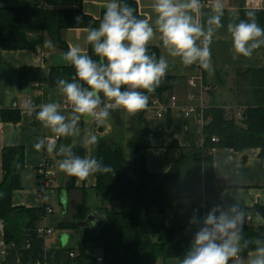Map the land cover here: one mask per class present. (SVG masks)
<instances>
[{"label": "crops", "instance_id": "crops-1", "mask_svg": "<svg viewBox=\"0 0 264 264\" xmlns=\"http://www.w3.org/2000/svg\"><path fill=\"white\" fill-rule=\"evenodd\" d=\"M136 2L139 16L149 21L154 20L151 9L153 0H124ZM107 0H11L6 4L10 8H30L41 6L49 9H71L82 7L83 13L95 20L100 19L106 10ZM211 0H202V4ZM224 27L219 29L210 45L213 73H208L198 65L185 67L178 58H172L162 48L158 40L149 47H156L160 56L168 60L169 68L166 78L174 80V86L161 100L165 106L176 98V105L163 118H158L155 111L145 109L135 116L116 110L111 113L105 125L97 127L94 121L82 119L80 122L81 138L84 131L91 129L100 140L113 141L122 145L141 129L160 133L151 140L147 151V170L152 174L167 173L178 156L177 148L170 149L172 143L186 152L200 150L203 147V123L192 110L201 105L206 108H223L229 116H236L249 107L264 106V46L255 50L250 58L236 56L232 51L230 34L227 32L229 22H239L247 19V13L254 11L257 24L264 28V0H223ZM211 14L210 5H204L200 19L206 22ZM89 29H69L61 33L67 47L79 44L91 52L86 44ZM45 41H51L53 47L43 46L35 51H3L0 50V184L3 180L2 150L6 147H19L25 151V169L21 174L22 189L13 193L12 203L15 208L28 209L50 208L40 225L50 229L53 234L47 238L39 237L36 229L25 232V243L22 248L7 245L4 241L3 223L0 221V264H71L70 254H75L82 244V229H58L60 223H67L77 214L82 204L90 209L99 206L98 196L94 189L97 185L96 175L85 181H77L75 186L67 189L70 177L60 172L57 167V156H50L46 151H37L34 144L40 138L51 135L50 132L35 118V113L29 116L27 104L40 105L48 102H60L62 111L67 113L70 106L64 102L58 88L50 84V70L53 67L70 66L63 59V51L57 49L52 40L45 36ZM44 41V43H45ZM25 68L39 69L43 72L40 83L32 84V91H20V71ZM194 85H191V83ZM4 110L19 111L20 120L16 123L2 119ZM38 110V109H37ZM74 138L66 141L70 144ZM61 140L59 138L57 143ZM65 144V142H64ZM84 149V148H83ZM92 148L84 155L92 156ZM213 163L214 191L206 196L202 209H194L198 202L189 207L167 211L165 224L173 227L177 223L185 228L182 238H190V247L196 231L202 224H191L194 216L200 221L215 206L224 208L239 203L245 209L248 220L243 226L264 228V218L255 210V206L264 207V159L258 149H247L235 152L231 149H215L211 153ZM44 170V178L51 188L41 198L38 191L40 170ZM115 204L109 205L111 211ZM178 247L171 245L170 252H176ZM93 253V252H91ZM101 257V251L94 252ZM247 254L241 253V259L246 264ZM159 264H180L172 258ZM232 264V262H230Z\"/></svg>", "mask_w": 264, "mask_h": 264}, {"label": "trees", "instance_id": "trees-1", "mask_svg": "<svg viewBox=\"0 0 264 264\" xmlns=\"http://www.w3.org/2000/svg\"><path fill=\"white\" fill-rule=\"evenodd\" d=\"M11 0H0V50L37 51L48 36L54 46L66 52L68 47L61 37L64 30L90 29L99 26L103 17L95 20L83 13L82 7L71 9H49L41 6L30 8H10L5 5ZM133 7L139 16L136 2L124 1ZM80 17V22H77ZM149 53L160 52L156 47H149ZM92 55V52H90ZM93 59H97L93 55ZM43 72L39 69L25 68L20 71V91L29 93L32 84L40 83ZM75 69L70 65L50 70V84L57 87L59 79L71 81ZM174 86L172 78H165L154 93L149 96L148 106L153 100H161ZM242 118L229 116L223 108L209 107L204 111L203 147L200 150L186 152L172 143L170 149L177 148L178 156L172 168L163 174H152L147 170V151L151 140L161 134L141 129L122 145L113 141L99 140L92 147V156L110 165L113 173H97V185L94 189L99 206L90 209L82 204L70 222L60 223L58 229H82L83 239L71 258V264H98L94 252L101 251L103 264H159L168 259H183L190 248V238H182L185 228L177 223L167 227V211L189 207L199 201L194 209H202L206 196L214 191L213 163L211 153L215 149H231L241 152L258 149L264 159V106L249 107L241 112ZM3 120L18 122L19 111L4 110ZM217 139V141H213ZM70 138H61L57 143H67ZM83 156L84 149L78 143L74 149ZM61 159V157H58ZM25 169V151L19 147H6L2 150L3 180L0 184V221L3 223L4 241L7 245L22 248L25 232L40 227L47 215L45 209L15 208L12 203L13 193L22 189L21 174ZM38 191L41 198L51 188L44 175L38 176ZM75 186L74 177H70L67 189ZM111 204H119L117 211H111ZM255 210L264 218V207L255 206ZM218 215V213H217ZM98 217L100 226L89 224L82 226L89 217ZM246 239H264V228L243 226ZM176 245V252L169 247ZM254 247V246H253ZM251 250H244L247 254ZM93 252V253H91Z\"/></svg>", "mask_w": 264, "mask_h": 264}, {"label": "clouds", "instance_id": "clouds-1", "mask_svg": "<svg viewBox=\"0 0 264 264\" xmlns=\"http://www.w3.org/2000/svg\"><path fill=\"white\" fill-rule=\"evenodd\" d=\"M202 7V0H153L155 18L149 21L139 18L124 0H107L99 26L87 32L86 44L92 55L79 44L69 45L63 53L75 75L71 81L59 79L57 88L70 111L63 112L60 102L27 104L28 115L35 113L51 134L38 139L34 148L61 157L58 170L77 181L97 173H113L114 169L102 160L74 151L78 143L86 151L99 143L91 129L81 138V120L94 121L100 127L113 111L135 116L148 107L149 96L161 85L169 68L164 55L157 58L149 53L153 41L158 40L167 55L178 58L183 66L198 65L213 73L210 45L224 27V3L211 0L206 22L200 19ZM76 19L79 23L81 18ZM227 32L236 56L250 58L264 46V28L257 24L254 11L247 13L246 20L229 22ZM44 46L53 47L51 41H45ZM62 137L74 139L58 146L57 140ZM246 219V211L238 202L227 208L213 207L202 221L194 216L190 223L202 226L180 264H244L241 253L250 246L246 264H264V239L244 237Z\"/></svg>", "mask_w": 264, "mask_h": 264}, {"label": "built area", "instance_id": "built-area-1", "mask_svg": "<svg viewBox=\"0 0 264 264\" xmlns=\"http://www.w3.org/2000/svg\"><path fill=\"white\" fill-rule=\"evenodd\" d=\"M203 4L204 5H210L211 2H209V3L206 2V3H203ZM191 85H194V83L192 82ZM175 105H176V98H172L171 99V103L168 106H165L159 100H153L151 102L150 106H148L146 109L155 111L158 118H163L168 111H170L173 107H175ZM205 109H206V107L201 105V106H199L197 108H194L192 110L193 113H196L199 116V118L202 121L203 125H204L205 122H209L210 121L209 119H208V121L204 120V111H205ZM241 116H242V114H241V112H239L236 115V118L237 119H241L242 118ZM0 128H1V124H0ZM213 141L216 142L217 139H213ZM40 174L44 175V170L43 169L40 170ZM47 213H52V210L50 208H47ZM36 232H37L39 237H43V238H47V237H49V236H51L53 234L52 230L44 228V227H41V226L36 229ZM70 256H71V258H74V254H71ZM97 262H98V264H103V258L99 257Z\"/></svg>", "mask_w": 264, "mask_h": 264}, {"label": "water", "instance_id": "water-1", "mask_svg": "<svg viewBox=\"0 0 264 264\" xmlns=\"http://www.w3.org/2000/svg\"><path fill=\"white\" fill-rule=\"evenodd\" d=\"M100 223H101V220L98 217L92 216V217H89L85 223H82V226H86L89 224H96L100 226Z\"/></svg>", "mask_w": 264, "mask_h": 264}, {"label": "rangeland", "instance_id": "rangeland-1", "mask_svg": "<svg viewBox=\"0 0 264 264\" xmlns=\"http://www.w3.org/2000/svg\"><path fill=\"white\" fill-rule=\"evenodd\" d=\"M116 206L118 207V206H119V204H115L113 208L115 209V208H116ZM97 252H98V251H96V253H97Z\"/></svg>", "mask_w": 264, "mask_h": 264}]
</instances>
